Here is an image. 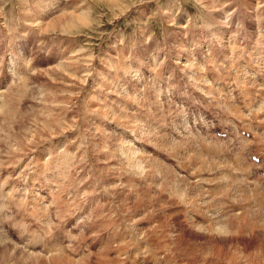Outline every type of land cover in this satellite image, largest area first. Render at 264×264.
I'll return each mask as SVG.
<instances>
[{"label":"rangeland","instance_id":"1","mask_svg":"<svg viewBox=\"0 0 264 264\" xmlns=\"http://www.w3.org/2000/svg\"><path fill=\"white\" fill-rule=\"evenodd\" d=\"M210 6L211 8H216L214 9V12L209 10ZM64 15H66L65 20H62V23L56 26V28L55 24H52L55 23L53 21H56V19L59 21ZM72 16L76 18V21L75 19H72ZM66 19L68 20L66 21ZM58 21H56V23H58ZM64 21H66V23ZM227 23L229 24V29L226 27ZM257 24H259L260 27ZM31 27H33L34 30ZM263 39L264 0H0V117L3 115H1V113H3L1 110H3L2 107L5 105V100L8 97L13 100L12 103L14 104L11 105L15 108L14 114L22 115H14L16 118L12 120L13 122L11 121V125H8V123L5 124V127L3 128L8 129L3 131L5 132L6 137H4V133V136L1 133L0 138L4 137L8 139V136L12 137L14 135H22L23 133H34L33 131H36L38 128L32 124L33 122H30L29 118L31 116H36L41 122L42 118L48 113H53V115L59 114L61 125L66 123L62 130L60 129V132L58 131L55 133L56 135H53L54 139L51 138L53 144H50L48 150L44 147L42 149V144L44 142L40 147L39 143H36L37 147L34 145L32 149L35 150V153L33 151H28L22 152L23 154H21L17 152L19 151L17 146V149L16 147L15 149L12 148L16 145L13 138L8 139L13 145L11 146L13 149L12 151L11 148H7L8 145H4L7 140L3 139L5 143L0 142L2 143L0 144V158H3L0 159V162L2 163L0 164V211L2 212H0V242L2 241L1 243L4 244L2 246L0 245V251L4 250L5 252H10V248L16 246L17 251H19L16 253V257H21L22 252L24 255L22 258L25 259H29V257L25 255L31 253L34 255L39 254L40 256L42 255L41 257H44L46 254L43 247L49 245V242L46 241V236H52V238L61 246L68 245L70 247L69 249L72 250L70 252H72L77 259L81 256L92 253L93 260H95L98 257L96 254L99 253L100 250H104L107 246L106 249L108 250L106 251L110 252L114 247V249H118L119 246L121 247V245L123 246L126 243V245H129L131 251L128 249L126 251L127 253L125 252L121 257L127 258V262L125 261L124 264H153L151 259L149 260L152 255L149 252H144L145 250L143 248L145 246L141 244L140 240H146L147 242L150 241L148 244L155 245V239L159 238L161 239H159V241H162L163 243H166L167 241L170 243L168 249L171 251H161L160 255L161 257L168 255L166 257L174 262L173 264H202V258L205 256L207 257L206 263H209V261L212 260L211 255H213L217 249L222 252L221 255L223 257L227 252L234 255L235 253L241 254L244 252V249L247 254L252 253L254 247L259 248L264 252V202L262 199H260L259 202L254 197V190L252 189L256 186V182H258L261 183L260 188L264 192V138H262L264 136V133L262 132V130H264V125L259 122H256L255 124V121H253L255 127L253 123H251L253 119L258 120V118L259 120L264 121V97H259L258 94L252 96V94L247 93V90H243L244 86L250 88L260 86L261 89L264 87V80L261 81L264 71V57L254 55L255 57L252 58V60H244L248 56L250 57L251 54H254L255 51H264ZM256 40L261 41V44L259 45L260 50H257L256 48ZM232 46H234L233 52L229 49V47L231 48ZM184 50L187 51L185 52ZM214 50L220 54V65H218L225 71H229V63L237 58L235 61L236 68H232V70L229 71L230 73L227 72L228 76L226 75V78L223 77L224 79H215L212 77L201 63L202 59H205V55H207V53L213 55ZM180 53L183 56V62L181 64L178 62V64H180L179 66L174 63H177L175 62V59ZM189 57L192 59V62H195V64L186 70L184 65L187 63L186 58L188 59ZM197 62H199V64H197ZM248 65L250 66V69ZM69 66L70 68H67ZM73 68L74 70H72ZM67 69H69V72H72L68 73ZM241 69L245 73V82L242 81V72L237 73V71ZM169 70L173 72H169ZM89 72L90 75L88 74ZM224 72H222L223 75H225ZM195 73H199L197 75L200 76L203 73L204 78L201 77V80L199 82L195 81V83L192 80V78L195 77ZM73 74H76L74 75V78L77 77L76 79H81V82L72 80L71 77H73ZM229 74L232 75L230 76ZM84 75L88 77H84ZM232 77L233 79L235 78V81L236 79H239V82H241L240 85H235L232 81L233 79H231ZM88 78L90 79L88 80ZM68 81L71 83L68 84ZM73 82H75L74 85ZM170 82H174V84H170ZM210 85L214 86L215 94L205 95L203 92L206 93L207 88ZM66 87H68V89ZM72 88L75 96L71 92ZM102 90L104 91L102 92ZM70 93H72L71 97H69ZM3 94H5V97ZM93 96H95L96 99L93 98ZM104 97H106L105 99L107 102L104 101ZM54 98L57 100H54ZM2 101L4 103H2ZM97 102H99V104L101 103L100 106H103L100 107ZM121 104L122 106H119ZM99 108L102 109V111H99V113H102V117L97 112H94L95 109ZM50 109L52 111H50ZM80 109H83V111ZM84 115L86 117H84ZM146 115H148V118H145ZM18 117L19 119H17ZM119 117H122V120L124 118L126 120L124 119L125 121L123 120V123L121 124L122 120ZM73 118L74 120H72ZM160 118L165 121L163 123L160 122ZM83 119L86 120H84L86 123L83 122ZM145 119L149 120L151 123L148 125L144 122ZM80 120H82V122ZM15 121L19 124H16ZM28 122L31 124H28ZM82 123H84V128ZM159 123L160 126L158 125ZM161 123L164 125H161ZM142 124L148 125V128L144 129V133H140V129L138 130ZM28 125L29 129L27 128ZM30 125L36 129L33 130L32 127L30 128ZM11 126L14 127L12 128ZM20 127L22 129L24 128V131L22 129H17ZM248 127H250V131L248 130L250 132H248L250 137L248 135L246 137L254 140L255 138L252 135L257 133L255 136L256 138L259 137L258 142L262 141L260 143L257 142L256 144H254L253 141L252 148L246 150L245 158L250 159L249 161L252 160V154H257V160L251 161L257 167V171L256 169L252 170L251 166H248V169L245 168V170L248 171L249 175L247 174L248 176H246L245 174V178H243L241 173H234V171L227 168L226 165L234 163L232 160L237 156L238 149H241L242 147L244 149L245 145V147H247V142L241 137L245 136L243 135L244 131L242 132L240 129H247ZM14 128H16V131L13 130ZM99 128L101 130H98ZM156 128H159L158 131ZM147 130L150 133H155V131H157L158 133H161L162 136L157 139H153L154 137L150 139L149 135L146 133ZM7 131H9L12 136ZM220 131L226 133H222L225 137L218 138L216 136V133ZM251 132L253 134H251ZM7 134L9 135L7 136ZM25 134H23L22 137H24ZM58 134L62 135L60 136L61 139L57 137ZM211 134H213V136H211ZM84 137L86 140H83ZM92 137L94 140L91 139ZM211 137L212 141L210 142L208 139H211ZM160 138L163 142H160L162 141ZM51 139H48V142H46H51ZM190 139H192V142L189 141ZM76 140L78 142H76ZM213 140L216 141L213 142ZM69 142L71 146H69ZM156 143H158L157 148ZM172 145L175 146V150L172 148ZM208 145L211 147L210 151L206 150V146ZM5 146L6 148H4ZM2 149L6 151H3ZM53 149L59 152L58 154L62 162L64 161L68 166H72L71 157L77 152L76 156H73V159L76 162L80 161L79 163H81L80 165L82 168L75 170L73 166L72 176L68 177L67 181L64 176H57L58 171L56 172V170L53 169V164L47 165L49 161L53 160V157L48 154L49 150L51 151ZM101 149H103V152L100 151ZM2 151L5 152L4 155ZM88 151H91V153ZM172 151L175 157L172 156ZM261 152L263 155L260 154ZM96 153L97 155L95 156ZM86 154H88V156ZM105 154L108 155L105 156ZM5 155L7 157H4ZM92 155L93 159L91 158ZM143 155L150 161L146 160L147 162H145L143 159L141 161L137 159L139 156ZM97 156L100 157L97 158ZM111 156H114L115 158L112 157L114 158L112 159ZM187 156L189 159H187ZM11 158L18 161L19 158L20 160L24 159L23 161H19L20 163H17L18 161L15 162L16 160H12ZM83 158L87 161H82ZM88 158L91 161H89ZM107 158L108 162L111 161V163L107 162ZM96 159L100 161L97 163ZM190 159L193 161V164ZM4 160H7V163L12 167L7 168L6 165L8 164H5L6 162L3 163ZM46 160H48V162L44 164ZM226 160L230 162L228 163ZM127 161L130 163L129 166L127 165ZM260 161L263 163H260ZM76 162L74 163L73 161L74 165H76ZM12 163H17L18 165L13 166ZM103 163L105 164L104 168H102L104 165ZM135 163L137 165H135ZM221 164H224L225 166L222 167ZM39 166L44 170L38 168ZM91 166H94L95 169L92 168L91 170ZM215 166L217 167L215 168ZM96 167L98 168L96 169ZM151 167L156 169V173H154L155 169L154 171L152 170L153 172L151 171ZM194 167L195 169L198 168L196 172L193 171L195 170ZM99 169L103 171L101 173H104L103 176L105 177L102 175L98 177V171L100 172ZM147 170H150L151 172L149 173ZM145 171L146 173H144ZM164 171L165 175L167 174L166 172L171 174H169L171 179L167 174L170 181L174 183L178 182L179 185L181 184V189L182 187L184 188L181 190L179 189V185L178 187L170 181L171 185H169L168 178H164L165 175L162 174ZM43 172L53 173L52 175L46 176V179H44V182H47V179H49L52 182V185H46V183H43L44 186L39 187V183H37L38 185L35 183V181L38 182L37 177L31 178L34 174L42 176ZM158 172L159 174L157 176ZM160 172L162 174L161 176H159ZM95 173L97 177L94 175ZM148 173L151 174V178L153 177L151 179L149 176L150 183ZM154 174L156 177L153 176ZM193 175H195V178H193ZM53 176H55V178ZM89 176L92 177L89 178ZM23 177L24 180L29 179L25 183V185H27V188L25 187V189L23 186H20L21 184H24V182L21 181ZM95 177L96 179H94ZM182 177L185 178L182 179ZM84 178L87 179L89 183ZM100 178L102 181H100ZM214 178L215 180H213ZM246 178L248 182L246 181ZM41 179L42 178H39V180ZM161 179L164 183L160 181ZM174 179H177V181ZM96 180H98V182L100 181L99 184ZM188 180L191 183L188 182ZM91 181H95V183ZM165 182H168V184L166 185ZM249 182H252L251 187L247 185ZM57 183L59 185H57ZM120 183L124 185L125 188H123L124 186L120 185ZM192 183L195 185H193L194 188L191 186ZM143 184L146 185V187L148 186V190L143 188L145 187ZM185 184H188L187 187H185ZM35 185L39 189L36 188ZM98 185L102 189H100ZM113 185L120 189L118 190L116 188V190L120 192L118 197H122L120 202L117 199H115V201L120 203V206H122L121 208H125L128 211H126V214L123 212L124 216L131 215L129 217L131 218V222L129 221L126 223L136 231L131 237L126 233L129 228L124 225L120 227L122 228L120 230L123 232L125 231L126 234L118 232L116 229L114 230V233L118 232V234L115 233L116 236L109 239L106 238L111 232H113L112 229L104 232V229L92 227L94 226L92 221L94 222V220H97V222H101L105 220L104 213L102 216L103 220L100 219L101 217L96 219V215H100V207H103V210L106 213L108 211V213H110L112 210V206L106 200L109 195L108 193L112 195L113 192H117L111 188ZM101 186L106 188L104 189V193L102 192L103 187ZM132 186L136 192H139L140 190V193L138 194L146 192V196L143 197L144 199L141 197L142 195L139 198L134 196V193L132 194V192H130L133 191L131 190ZM137 186L138 188H136ZM159 186L161 188L163 186V190H160L161 188ZM29 187H32V189H28ZM175 187L176 189L178 187L179 192H176ZM40 188L43 191L41 190L39 192L43 193H36L38 192L36 189L40 190ZM60 188H62V190ZM121 188L127 189L125 191ZM184 189L188 190L186 191L187 193ZM192 189L197 191L196 194ZM204 189L205 191H209V193H205ZM87 190L92 194L88 193ZM105 190H110L111 192H105ZM33 191L36 192L33 193ZM49 191L51 194L47 195ZM93 191H95L96 195ZM170 191H173V193ZM191 191L192 194H189ZM199 192L205 194H200V196ZM122 193L123 195L130 193L133 196L131 197L130 194L128 196H123L121 195ZM182 193L184 195H182ZM23 194L25 195L22 196ZM51 195L58 198L60 197L61 205L51 208V210L45 214V218L48 220L47 222L50 221L51 223L49 226V232H46L45 234V231L43 230L44 227H46V223L38 218L41 215V211L34 215V209H32V206L37 205L36 203L39 204L38 207H43L45 205L48 206L49 204L41 203L38 198H32L30 202L27 200H30L29 197H43V199H45V197L48 198L51 197ZM190 195L192 198L189 197ZM208 196L211 197V199H206ZM25 197H28L29 199L26 198L27 200H25ZM125 197H127V199ZM203 197L205 198L203 199ZM24 200L25 202H23ZM140 200L144 201L143 205ZM191 200L194 201L191 202ZM200 200H203V202ZM18 201L21 205L23 204L25 208L23 206L21 207ZM187 201L190 202L187 203ZM135 202L140 204V206H137ZM76 203L81 204L76 208ZM261 203L263 204L261 205ZM19 206L22 209H19ZM237 207L242 211H239ZM59 210L69 213L66 214L70 217L68 221L69 223L66 224V231L69 230V228L71 229L69 231H73V237H71L70 241H68L69 231L65 232L66 237L64 238V232L62 228L58 226L59 218L56 213H58ZM199 211H201L202 216H204V221L199 219V217H197L198 219H192L194 214L199 216ZM242 213L245 215H240ZM147 216L151 218L150 221L154 223H152L153 229L149 228V225L147 226L148 222L145 219ZM135 217H139L137 218L138 221L139 219L142 221L140 220L141 222L136 223L135 221L137 219ZM164 217H166V219H164ZM29 218L32 220H29ZM132 218L135 219L133 220ZM161 219L167 221L163 222ZM1 220L3 222L7 221L8 223L4 224ZM35 220H37V222ZM158 220L161 221V224ZM21 222H23V224ZM16 223L21 224L17 225ZM35 223H37L38 226ZM14 225H16L17 228L20 226L19 229L21 231L19 229L17 230ZM22 225L24 227H21ZM218 225H222V227H218ZM38 227L42 229L39 230ZM196 227L198 229L202 228L201 230H197ZM37 229L39 231H37ZM147 229H149V231ZM60 232L62 233L61 235ZM137 232H140V234ZM159 232L161 233L159 234ZM37 233L41 234V240ZM94 233L97 236L94 235ZM162 233L164 234L162 235ZM31 234L34 235L32 236L34 239L38 237L35 240L39 242H36L31 237ZM36 234L38 236L35 237ZM53 234L56 236L53 237ZM137 234L138 239L137 237H133V235L136 236ZM129 237L131 238L130 240ZM44 238L46 240H44ZM77 238L78 240H76ZM59 239L61 243L59 242ZM127 240H129V243H127ZM42 241L43 243L45 242L44 246ZM136 244H139V247ZM5 245H8L10 248L7 247L9 248L7 250ZM109 245H111V247ZM211 252L212 254H210ZM14 254L15 252L13 255ZM19 254H21V256ZM202 254H208V256H201ZM191 255L194 256L192 257ZM2 256H4L3 251L0 253V261L7 259L6 255L4 257ZM186 258L188 259L186 260ZM35 259L33 258L32 260L35 261ZM219 264H222V262Z\"/></svg>","mask_w":264,"mask_h":264},{"label":"bare ground","instance_id":"2","mask_svg":"<svg viewBox=\"0 0 264 264\" xmlns=\"http://www.w3.org/2000/svg\"><path fill=\"white\" fill-rule=\"evenodd\" d=\"M39 1V0H38ZM50 3H51V1H50ZM36 4V3H35ZM209 5V4H208ZM37 6V5H36ZM48 6V5H47ZM41 7V6H40ZM39 7V8H40ZM51 7V6H50ZM34 8V7H33ZM210 9V11L211 12H214V9H216V8H211V6L209 7ZM66 9V8H65ZM224 9V8H223ZM48 10V9H47ZM46 10V11H47ZM218 10V9H217ZM45 11V12H46ZM216 11V10H215ZM223 11V10H222ZM217 12V11H216ZM218 12H219V10H218ZM45 14V13H44ZM28 15V14H27ZM66 15H64V17L63 18H58L59 19V21L56 19V21H58V23H56V21L54 20L53 22H55V23H52V24H55V27L56 26H58L60 23H62L61 21L62 20H65V17ZM29 17V16H28ZM59 17H60V14H59ZM67 18H68V16H67ZM29 19V18H28ZM72 19H75V21H76V18H74L73 16H72ZM261 19V18H260ZM24 20H25V18H24ZM68 19H66V21H67ZM66 21H64L65 23H66ZM74 21V20H73ZM74 21V22H75ZM261 21V20H260ZM33 23H34V21H33ZM39 24V23H38ZM44 24V23H43ZM48 24V23H47ZM67 25V24H66ZM258 26H259V24H257ZM261 25H262V23H261ZM37 26V25H36ZM70 26V25H69ZM42 27V26H41ZM61 27V26H60ZM226 27H228V29L230 28L229 27V24L227 23V25H226ZM260 27V26H259ZM30 28V27H29ZM33 30H34V28L33 27H31ZM57 28V27H56ZM67 28V27H66ZM47 30V29H46ZM44 32V31H43ZM260 37V36H259ZM264 40V39H263ZM257 41V40H256ZM261 41H257L256 42V48H257V50L259 49L260 50V43ZM234 45V44H233ZM255 46V45H254ZM181 47V46H180ZM238 47V46H237ZM236 48V47H235ZM262 48V47H261ZM178 49V48H177ZM185 49V48H184ZM229 49L233 52V49H234V46H232L231 48L229 47ZM181 50H182V48H181ZM180 50V51H181ZM244 50V49H243ZM245 50H246V48H245ZM244 50V51H245ZM180 51H178V52H180ZM185 51V50H184ZM187 51V50H186ZM185 51V52H186ZM248 51V50H247ZM14 52V51H13ZM53 52V51H52ZM184 52V53H185ZM237 52V51H236ZM251 52V51H250ZM238 53V52H237ZM231 54H233V53H231ZM68 55V54H67ZM109 55V54H108ZM187 55V54H186ZM254 55H260L259 57H264V51L263 52H260V51H255L254 52V54H251L250 55V57L248 56L246 59H244V60H252V58H254L255 56ZM62 56H64V55H62ZM212 56V57H211ZM252 56V57H251ZM182 57V58H181ZM220 54L216 51V50H214V53H213V55H210V53H207V55H205V59L203 60L202 59V61H201V63L203 64V67L211 74V76L212 77H214L215 79H221V78H226L227 76H228V73L227 72H229V71H231L232 70V68L234 69V67L236 68V64H235V61H236V59H233V61L231 62V63H229L230 64V67H229V71H225L224 69H221L220 67H219V65H220V63H219V61H220ZM62 58V57H61ZM257 58V57H256ZM264 59V58H263ZM175 62H177V63H174L175 65H179L180 66V64L183 62V56L181 55V53H180V55L179 56H177V58L175 59ZM178 62H180V64H178ZM186 64L184 65V67H185V69L187 70V68H190L192 65H194L195 64V62H192V59L189 57L188 59L186 58ZM70 64V63H69ZM197 64H199V62H197ZM219 64V65H218ZM241 64V63H240ZM161 65V64H160ZM242 65V64H241ZM72 66V65H71ZM88 66V65H87ZM249 66V65H248ZM110 67V66H109ZM28 68V67H27ZM67 68H70V66L69 67H67ZM92 68V67H91ZM262 68V67H261ZM86 69H88V68H86ZM249 69H250V66H249ZM55 70H56V68H55ZM68 70V73H71V72H69V69H67ZM72 70H74V68L72 69ZM114 70H116V69H114ZM201 70V69H200ZM245 70H247V69H245ZM90 71V70H89ZM225 71V72H224ZM67 72V71H66ZM113 72H116V71H113ZM169 72H173V71H170L169 70ZM222 72H224V74L225 75H223L222 74ZM241 73L242 72V81L243 82H245L244 81V76H245V73H244V71L241 69V70H238L237 71V73ZM253 72V71H252ZM257 72V71H256ZM59 73V72H58ZM67 73V74H68ZM74 73V72H73ZM92 73H93V71H92ZM96 73H98V72H96ZM200 73V72H199ZM199 73H195V77H193V76H191V77H193L192 78V80L195 82V81H197V82H199L200 80H201V77H203L204 78V72L201 74V76L200 75H197V74H199ZM230 73V72H229ZM89 75H90V72L88 73ZM101 74V73H100ZM69 75H71V74H69ZM68 75V76H69ZM74 75H76V74H73V77H71V76H69V77H71V79L72 80H74V81H77V82H81V79H76V78H74ZM227 75V76H226ZM230 76L232 75V74H229ZM235 75V74H234ZM81 76V75H80ZM174 76H175V74H174ZM248 76V75H247ZM84 77H88V76H85L84 75ZM155 77V76H154ZM61 78H63V77H61ZM184 78V77H183ZM211 78V77H210ZM223 78V79H224ZM228 78H230V77H228ZM247 78V77H246ZM245 78V79H246ZM66 79H67V76H66ZM90 78H88V80H89ZM115 79V78H114ZM172 79V78H171ZM231 79H233V77L231 78ZM150 80V79H149ZM209 80H211V79H209ZM264 80V71H263V77L261 78V81H263ZM69 81H71V80H69ZM68 81V84L69 83H71V82H69ZM87 81V80H86ZM85 81V82H86ZM189 81V80H188ZM192 81V82H193ZM212 81V80H211ZM233 81V83L235 84V85H240V83L241 82H239V79H236V81H235V78L232 80ZM172 82V81H171ZM170 82V84H174V82L173 83H171ZM191 82V83H192ZM16 83V82H15ZM74 83L75 82H73V85H74ZM196 83V82H195ZM168 85H170L169 83H167ZM193 84V83H192ZM212 84V83H211ZM230 84H231V82H230ZM248 84V83H247ZM198 85V84H197ZM63 86H65V85H63ZM62 86V87H63ZM68 86V85H67ZM243 86V85H242ZM242 86H240V87H242ZM251 86V85H250ZM101 87H102V85H101ZM206 87V86H205ZM238 87V86H237ZM67 89H68V87H66ZM65 88V89H66ZM198 88V87H197ZM99 89V88H98ZM264 87L261 89V87L260 86H256V87H254V88H250V87H248V86H244L243 87V90L245 91V90H247V93H249V94H252V96H254L255 94H258V96L259 97H264ZM70 90V89H69ZM204 90V89H203ZM104 90H102V92H103ZM206 91V90H205ZM68 92H70V91H68ZM71 92L73 93V88H72V90H71ZM94 92V91H93ZM96 92V91H95ZM107 92V91H106ZM108 92H110V91H108ZM11 93V92H10ZM65 93V92H64ZM72 93H70V95H69V97H71V94ZM111 93V92H110ZM205 95H212V94H215V88H214V86L212 85H210L208 88H207V91H206V93L205 92H203ZM241 93H242V90H241ZM66 94V93H65ZM75 93H73V95H74ZM78 94H80V93H78ZM94 95V94H93ZM3 96L5 97V94H3ZM18 96V95H17ZM75 96V95H74ZM120 96V95H119ZM214 97H215V95H214ZM9 98V97H8ZM7 98V99H8ZM14 98V97H13ZM93 98H95V96H93ZM106 97H104V99H105ZM5 100L6 101V103H4L3 101H2V103H4L3 105V110H1V112H3V113H1V117H0V134L2 133H4L5 134V132H3L5 129L3 128V127H5V124L6 123H8V125H11L10 123H12L13 121V119L14 118H16L15 116H20V115H15L14 114V107H12V105L11 104H14V103H12L13 102V100L12 99H8V100ZM15 99V98H14ZM96 99V98H95ZM98 99V98H97ZM262 99V98H261ZM264 99V98H263ZM262 99V100H263ZM1 100V99H0ZM10 100H12V101H10ZM54 100H57V99H55L54 98ZM212 100V99H211ZM104 101H106V99L104 100ZM103 101V102H104ZM14 102H15V100H14ZM63 102V101H62ZM80 102V101H79ZM107 102V101H106ZM105 102V103H106ZM126 102H127V100H126ZM84 103V102H83ZM98 104H99V102H97ZM130 103V102H129ZM262 103V102H261ZM16 104V103H15ZM19 104V103H18ZM90 104H92V103H90ZM97 104V105H98ZM101 105V103L99 104V106ZM112 105V104H111ZM126 105V104H125ZM251 105V104H250ZM262 105V104H261ZM14 106V105H13ZM19 106V105H18ZM53 106H55V105H53ZM85 106V105H84ZM87 106V105H86ZM89 106V105H88ZM103 106V105H102ZM102 106H100V107H102ZM105 106V105H104ZM119 106H122V104L121 105H119ZM264 106V105H263ZM108 107V106H107ZM124 107V106H123ZM122 107V108H123ZM1 108V109H2ZM19 108V107H18ZM83 108V107H82ZM257 108H259V107H257ZM263 108V107H262ZM48 109V108H47ZM89 109V108H88ZM127 109V108H126ZM18 110V109H17ZM17 110H15V111H17ZM55 110V109H54ZM80 110H82L83 111V109H80ZM102 111V109L101 108H99V109H95L94 110V112H97L98 114H100V116H101V112L99 113V111ZM121 110V109H120ZM119 110V111H120ZM124 110V109H123ZM259 110V109H258ZM50 111H52L51 109H50ZM35 112V111H34ZM37 112V111H36ZM103 112H105V111H103ZM18 113V112H17ZM28 113V112H27ZM43 113V112H42ZM82 113V112H81ZM88 113V112H87ZM86 113V114H87ZM96 113V114H97ZM121 113H122V111H121ZM29 114V113H28ZM61 114H63V113H61ZM84 114V113H83ZM95 114V115H96ZM124 114V113H123ZM15 115V116H14ZM36 115V114H35ZM57 114H55V115H53V113H48V114H46V116L44 117V118H42V120H41V122L36 118V116H31L30 118H29V120H30V122H33L32 124H34L38 129H36V128H33L31 125H30V128L32 127L33 128V130L34 129H36V131H33L34 133H29V131H28V133L29 134H25V133H23V134H25L24 135V137H22V135H14V136H12V134L10 133L11 132V130H10V132L9 131H7V132H9V134H11V136L12 137H9L8 135L9 134H7V136H8V139L9 138H13V140L15 141V146H13L11 143H10V140H8L7 138H4V137H6V134H5V136H4V134H3V138H0V142H4V140H7L6 141V143L4 144V145H8V147L7 148H11V146H13L12 148L13 149H15V147L17 146L18 147V150L19 151H21V152H19V151H17L18 153H21V154H23L22 152H28V151H35V150H32L33 149V147H34V145H36V143H39V147H40V145L42 144V149H43V147L46 149V150H48L49 148V146H50V144H53L52 143V139L51 138H53V135H56L55 133H57L58 131L60 132L61 130H62V128H63V126L64 125H66V123L65 124H63V125H61V122H60V118H59V114L56 116ZM88 115V114H87ZM238 115V114H237ZM241 115V114H240ZM22 116V115H21ZM80 116H82V115H80ZM80 116H78V117H80ZM94 116V115H93ZM98 116V115H97ZM100 116H98V117H100ZM74 117V116H73ZM84 117H86L85 115H84ZM102 117V116H101ZM117 117V116H116ZM125 117V116H124ZM123 117V118H124ZM162 117V116H161ZM238 117V116H237ZM20 118H22V117H20ZM59 118V119H58ZM75 118V117H74ZM74 118L72 119V120H74ZM119 118H121V120H122V117H119ZM133 118H134V116H133ZM144 118V117H143ZM145 118H148V115H146L145 116ZM165 118V117H164ZM256 118H258V117H256ZM17 119H19V117L17 118ZM86 119V118H85ZM85 119H83V122H85L86 120ZM125 119V118H124ZM123 119V120H124ZM16 120V119H15ZM72 120H71V123H72ZM75 120H76V118H75ZM85 120V121H84ZM117 120V119H116ZM119 120V119H118ZM123 120H122V122H121V124L123 123ZM126 120V119H125ZM124 120V121H125ZM128 120V119H127ZM160 120V122H164L165 120L164 119H159ZM12 121V122H11ZM17 121H19V120H17ZM81 122H82V120H80ZM253 121H255L254 123L256 124V122H259V123H261V124H263L264 125V121L263 120H259V118H258V120L257 119H253L252 120V122L251 123H253ZM16 122V121H15ZM15 122H14V124H15ZM30 122H28V124L30 123ZM66 122V121H65ZM68 122V121H67ZM78 122V121H77ZM76 122V123H77ZM100 122V121H99ZM144 122L145 123H147L148 125H149V123H151L149 120H147V119H145L144 120ZM18 122H16V124H17ZM86 123V122H85ZM161 123V125H164V124H162ZM254 123H253V125H254ZM259 123H258V125H259ZM19 124V123H18ZM31 124V123H30ZM74 124V123H73ZM78 124V123H77ZM81 124V123H80ZM83 124V128H84V123H82ZM145 125V124H142L141 125V127L140 128H138V130L140 129V133H144V129L146 128H148V125ZM156 124V123H155ZM260 124V125H261ZM25 125H26V123H25ZM159 126H160V123L158 124ZM158 125H157V127H158ZM252 125V126H253ZM262 125V126H263ZM21 126V125H20ZM23 126V125H22ZM99 126V125H98ZM147 126V127H146ZM255 126V125H254ZM8 127V126H7ZM10 127V126H9ZM12 128L14 127V126H11ZM24 127V126H23ZM77 127H78V125H77ZM82 127V126H81ZM100 127V126H99ZM125 127V126H124ZM136 127H138V126H136ZM135 127V128H136ZM150 127V126H149ZM154 127H156V126H154ZM251 127V126H250ZM250 127H248L247 129L246 128H242V129H240L242 132L244 131V133L246 134L245 136H241L242 137V139H244L246 142H247V147H245L244 146V149H243V147L241 148V149H238V154H237V156H235L234 157V159L232 160L234 163H231V165H230V161H228V160H226L225 162L228 164V165H226L227 166V168H229V169H232L233 171H234V173H236V174H238V173H241V175H242V177L243 178H245L244 177V175L246 174V176H248L249 175V173H248V171L247 170H245V168H247L248 169V166H251V168H252V170H255L257 167L255 166V164H253L251 161H249L250 159H247V158H245V152H246V150L249 148V149H251L252 148V145H253V141H254V144H256L257 142H258V135H257V137L258 138H256V134L254 133H252L251 132V134H253L252 136L255 138L254 140H252V139H248L246 136L248 135L249 136V128ZM256 127V126H255ZM258 127V126H257ZM24 128H26V127H24ZM24 128L22 129L21 127L20 128H17V129H22L23 131H24ZM28 129H29V125H28V127H27ZM79 128V127H78ZM103 128V127H102ZM254 128V127H253ZM263 128V127H262ZM11 129V128H10ZM16 128H14L13 130H15ZM61 129V130H60ZM149 129H151V128H149ZM157 129V131H158V129L159 128H156ZM164 129V128H163ZM258 129V128H257ZM6 130H8V129H6ZM12 130V131H13ZM25 130H27V129H25ZM40 132H39V131ZM65 130V129H64ZM78 130H80V129H78ZM98 130H101L100 128L98 129ZM239 130V131H240ZM249 130V131H248ZM262 130V129H261ZM16 131V130H15ZM32 131V130H31ZM157 131H155V133H150L148 130L146 131V133L149 135V137H150V139H152V137H154L153 139H157V138H159L160 136H162V134L161 133H158ZM162 131V130H161ZM259 131V130H258ZM6 132V133H7ZM14 132V131H13ZM68 132V131H67ZM101 132V131H100ZM104 132V131H103ZM153 132H154V130H153ZM221 132V131H220ZM249 132V133H248ZM254 132V131H253ZM262 132L264 133V130H262ZM261 132V133H262ZM16 133V132H15ZM17 133H18V131H17ZM62 133V132H61ZM69 133V132H68ZM221 133H224V134H226L225 132H221ZM262 133V134H263ZM60 134V133H59ZM58 134V138H60V136H62L63 135V133H62V135H59ZM66 134V133H65ZM79 134V133H78ZM84 134V133H83ZM101 134H103V133H101ZM104 135V134H103ZM143 135V134H142ZM64 136V135H63ZM211 136H213V134H211ZM1 137V136H0ZM66 137V136H65ZM106 137V136H105ZM250 137V136H249ZM262 137V136H261ZM68 138V137H67ZM77 138V137H76ZM103 138V137H102ZM262 138H264V136L262 137ZM1 139H2V141H1ZM4 139V140H3ZM48 139H51V142H49V143H47L48 141ZM54 139V138H53ZM61 139V138H60ZM70 139V138H69ZM74 139V138H73ZM91 139H93L94 140V138L92 137ZM161 139V138H160ZM213 139H214V137H213ZM78 140V139H77ZM76 140V142H78ZM83 140H86L85 139V137H84V139ZM100 140V139H99ZM105 140V139H104ZM162 140V139H161ZM47 141V142H46ZM69 141V140H68ZM90 141V140H89ZM107 141V140H106ZM158 141V140H157ZM190 142H192V139H190L189 140ZM208 141H212V137H211V139H208ZM214 141H216V140H213V142ZM259 141H260V139H259ZM262 141V140H261ZM260 141V142H261ZM46 142V143H45ZM54 142V141H53ZM86 142V141H85ZM93 142H95V141H93ZM107 142H109V141H107ZM160 142H163V140L162 141H160ZM260 142H258V143H260ZM10 143V144H9ZM67 143V142H66ZM65 143V144H66ZM87 143V142H86ZM152 143H153V141H152ZM166 143V142H165ZM216 143V142H215ZM217 143H218V141H217ZM216 143V144H217ZM263 143V142H262ZM0 144H2V143H0ZM14 144V143H13ZM72 144V143H71ZM75 144V143H74ZM79 144H80V142H79ZM89 144V143H88ZM97 144V143H96ZM101 144V143H100ZM112 144V143H111ZM157 144L158 143H156V148H157ZM182 144V143H181ZM188 144V143H187ZM215 144V145H216ZM264 144V143H263ZM82 145H83V143H82ZM81 145V146H82ZM99 145V144H98ZM102 145V144H101ZM115 145V144H114ZM119 145V144H118ZM190 145V144H189ZM219 145V144H218ZM262 145V144H261ZM53 146V145H52ZM69 146H71L70 145V142H69ZM80 146V147H81ZM85 146V145H84ZM97 146V145H96ZM107 146V145H106ZM171 146V145H170ZM217 146V145H216ZM3 147V146H2ZM17 147H16V149H17ZM36 147H37V145H36ZM86 147V146H85ZM90 147V146H89ZM178 147V146H177ZM177 147H176V150H177ZM192 147H193V145H192ZM4 148H6V146L4 147ZM11 148V151L13 150ZM78 148V147H77ZM95 148H97V147H95ZM99 148V147H98ZM102 148V147H101ZM108 148V147H107ZM111 148V147H110ZM116 148V147H115ZM172 148L174 149L175 148V146L174 145H172ZM1 149V148H0ZM34 149H36V148H34ZM62 149V148H61ZM86 149V148H85ZM94 149V148H93ZM92 149V150H93ZM171 149V148H170ZM172 149V150H173ZM181 149V148H180ZM184 149V148H183ZM182 149V150H183ZM196 149V148H195ZM3 150V149H2ZM38 150V149H37ZM80 150V149H79ZM96 150V149H95ZM97 150H99V149H97ZM116 150V149H115ZM117 150H118V148H117ZM123 150V149H122ZM127 150H129V149H127ZM168 150V149H167ZM175 150V149H174ZM206 150L207 151H210L211 150V147H210V145H208V146H206ZM3 151H6V150H3ZM2 151V153H3V155H4V153L5 152H3ZM11 151H10V153H11ZM15 151V150H14ZM60 151V150H59ZM69 151H71V150H69ZM81 151H82V149H81ZM85 151V150H84ZM100 151H102L103 152V149H101ZM109 151V150H108ZM130 151V150H129ZM131 151H132V149H131ZM181 151V150H180ZM264 151V150H263ZM32 152V153H33ZM36 152H39V151H36ZM80 152V151H79ZM89 152V151H88ZM97 152H99V151H97ZM123 152V151H122ZM125 152V151H124ZM126 152H128V151H126ZM182 152V151H181ZM200 152V151H199ZM0 153H1V151H0ZM16 153V152H15ZM14 153V154H15ZM32 153H30V154H32ZM35 153V152H34ZM59 152L57 151V150H55V149H53V150H49V152H48V154H49V156H51V157H53V160L52 161H49L48 162V160H46V162H44V164L45 163H47V165H52L53 164V169H55L56 170V172L58 171V173H57V176L58 177H63L64 176V178H65V180L67 181V178L68 177H71L72 176V169H73V166H74V168H75V170H78V169H80V168H82L81 167V163H79V162H76L74 159H73V156H76V154H77V152H76V154L74 155L73 154V156L71 157V161H72V166H68L64 161L62 162V160H61V158L59 157V154H58ZM86 153V152H85ZM89 153H91V151L89 152ZM93 153H94V151H93ZM101 153V152H100ZM112 153V152H111ZM117 153V152H116ZM188 153V152H187ZM198 153V152H197ZM6 154H7V152H6ZM29 154V155H30ZM79 154V153H78ZM112 154H115V153H112ZM126 154H128V153H126ZM172 154H173V151H172ZM177 154V153H176ZM180 154V153H179ZM189 154V153H188ZM196 154V153H195ZM259 154V153H258ZM260 154H262V152L260 153ZM28 155V156H29ZM81 155V154H80ZM87 156H88V154H86ZM97 155V153L95 154V156ZM106 155H108V154H105V156ZM115 155H117V154H115ZM198 155V154H197ZM257 154H252L251 156L253 157V156H256ZM263 155V154H262ZM1 156H2V154H1ZM11 156H14V155H11ZM18 156H20V155H18ZM26 156V155H25ZM35 156H36V154H35ZM83 156V155H82ZM82 156H81V158H82ZM91 156V155H90ZM89 156V157H90ZM110 156V155H109ZM118 156V155H117ZM172 156H174V154L172 155ZM199 156V155H198ZM247 156V155H246ZM261 156V155H260ZM3 157V156H2ZM4 157H7L6 155L4 156ZM16 157H17V155H16ZM27 157V156H26ZM100 157V156H99ZM98 156H97V158H99ZM112 157H114V156H111V158ZM145 156L143 155V156H139L137 159H139L140 161L143 159V161H145V162H147V161H150V160H148V159H146V157L144 158ZM175 157V156H174ZM195 157H196V155H195ZM248 157V156H247ZM257 157V156H256ZM264 157V156H263ZM15 158V157H14ZM18 158V157H17ZM33 158V157H32ZM75 158V157H74ZM77 158V157H76ZM92 159H93V155H92V157H91ZM96 158V157H95ZM102 158V157H101ZM115 158V157H114ZM114 158H112V159H114ZM147 158H148V156H147ZM150 158V157H149ZM197 158H199V157H197ZM204 158V157H203ZM258 158H259V155H258ZM0 159H3V158H0ZM12 159V158H11ZM24 159V158H23ZM23 159H21L22 161H23ZM84 159V158H83ZM82 159V161H87V160H85L86 159V157H85V159L83 160ZM109 159H110V157H109ZM187 159H189L188 158V156H187ZM186 159V160H187ZM192 159V158H191ZM190 159V160H191ZM201 159H202V157H201ZM261 159V158H260ZM12 160H16V159H12ZM11 160V161H12ZM20 160V158H19V161H21ZM79 160V159H78ZM81 160V159H80ZM88 160H89V158H88ZM97 160V159H96ZM107 160V162H108V158L106 159ZM131 160V159H130ZM138 160V161H139ZM147 160V161H146ZM182 160V159H181ZM206 160V159H205ZM205 160H204V162H205ZM257 160V159H256ZM263 160H264V158H263ZM2 161V160H1ZM9 161H10V159H9ZM8 161V162H9ZM18 160H16L15 162H17ZM17 162V163H20V162ZM73 161H74V163L76 162V165H74V163H73ZM81 161V162H82ZM89 161H91V160H89ZM94 161V160H93ZM100 161V160H99ZM98 160L96 161L97 163L99 162ZM115 161V160H114ZM192 161V160H191ZM4 162H6L5 164H8L7 163V160H4L3 161V163ZM14 162V161H13ZM37 162V161H36ZM107 162H104V163H107ZM117 162V161H116ZM128 162V166H129V161H127ZM187 162V161H186ZM185 162V163H186ZM190 162V161H189ZM262 161H260V163H261ZM17 163H15V164H13L12 163V165L13 166H17L18 164ZM22 163V162H21ZM41 163V162H40ZM82 163H84V162H82ZM101 163V162H100ZM103 163V164H104ZM108 163H111V161H109ZM126 163V162H125ZM124 163V164H125ZM138 163V162H137ZM140 163H142V162H140ZM194 163H195V161H194ZM203 163V162H202ZM256 163V162H255ZM259 163V164H260ZM263 163V162H262ZM0 164H2L1 162H0ZM27 164V163H26ZM29 164V163H28ZM31 164V163H30ZM86 164V163H85ZM90 164V163H89ZM143 164V163H142ZM141 164V165H142ZM159 164V163H158ZM187 164V163H186ZM192 164H193V161H192ZM205 164V163H204ZM9 165V166H8ZM8 165H6L7 166V168L8 167H12L10 164H8ZM88 165V164H87ZM91 165V164H90ZM96 165V164H95ZM107 165V164H106ZM133 165V164H132ZM135 165H137L136 163H135ZM190 165V164H189ZM200 165V164H199ZM222 165V167L223 166H225L224 164H221ZM220 165V166H221ZM262 165V164H261ZM260 165V167L262 168V166ZM6 166H3V167H6ZM97 166V165H96ZM104 166H105V164L103 165V167L102 168H104ZM138 166H139V164H138ZM137 166V167H138ZM145 166V165H144ZM149 166V165H148ZM152 166V165H151ZM155 166H157V165H155ZM184 166V165H183ZM191 166V165H190ZM189 166V167H190ZM194 166V165H193ZM205 166V165H204ZM259 166V165H258ZM24 167H26V166H24ZM23 167V168H24ZM31 167H32V165H31ZM86 167V166H85ZM85 167H84V169H85ZM88 167V166H87ZM125 167H127V166H125ZM196 167V166H195ZM195 167H194V169H195ZM203 167V166H202ZM217 166H215V168H216ZM221 167V168H222ZM264 167V166H263ZM27 168H29V167H27ZM38 168H40V166L38 167ZM48 168V167H47ZM92 168H94L95 169V167L93 166H91V170H92ZM98 167H96V169H97ZM141 168V167H140ZM152 168V167H151ZM187 168V167H186ZM193 168V167H192ZM191 168V169H192ZM220 168V169H221ZM259 168V167H258ZM2 169H4V168H2ZM1 169V170H2ZM6 169V168H5ZM41 169V168H40ZM90 169V168H89ZM94 169H93V172H94ZM101 169V168H100ZM99 169V170H100ZM109 169V168H108ZM119 169H120V167H119ZM154 169L155 168H152L151 169V171L153 170L154 171ZM163 169H165V168H163ZM184 169H185V167H184ZM198 169V168H197ZM197 169H195V170H193V171H195L196 172V170ZM203 169V168H202ZM206 169V168H205ZM207 169H208V167H207ZM24 170V169H23ZM41 170H44V169H41ZM54 170V171H55ZM104 170V169H103ZM106 170V169H105ZM115 170V169H114ZM126 170H127V168H126ZM138 170V169H137ZM140 170V169H139ZM141 170H142V168H141ZM159 170V169H158ZM161 170H162V168H161ZM166 170V169H165ZM209 170V169H208ZM214 170V169H213ZM86 171V170H85ZM84 171V172H85ZM108 171V170H107ZM149 173L151 172L150 170H147ZM152 171V172H153ZM186 171V170H185ZM244 171V172H243ZM256 171H257V169H256ZM22 172V171H21ZM53 172V171H52ZM101 172H103V171H101L100 170V172L98 171V177L100 176V175H104V173L102 174ZM114 172H116V171H114ZM188 172V171H187ZM201 172H202V170H201ZM217 172H218V170H217ZM63 173H64V175H63ZM80 173V172H79ZM90 173V172H89ZM109 173V172H108ZM113 173V172H112ZM117 173V172H116ZM123 173V172H122ZM144 173H146V171L144 172ZM148 173V174H149ZM154 173H156V169H155V171H154ZM167 174H168V172H166ZM189 173V172H188ZM192 173V172H191ZM194 173V172H193ZM53 173H46V172H43L42 173V176H39V175H36V174H34V175H32L31 176V178L32 177H37V180H38V182H36L35 181V183L37 184V183H39V187L40 186H44L43 185V183H46V185H52V182L49 180V179H47V182H44V179H46V176H49V175H52ZM127 174H128V172H127ZM126 174V175H127ZM130 174V173H129ZM158 174H159V172L157 173V176H158ZM162 174H164L165 175V171L162 173ZM161 174V172H160V175L159 176H161L162 175ZM167 174L164 176V178L166 177V178H168L167 177ZM197 174H199V173H197ZM216 174V173H215ZM248 174V175H247ZM85 175H86V173H85ZM92 175V174H91ZM94 175H96V173L94 174ZM107 175V174H106ZM142 175V174H141ZM145 175V174H144ZM151 174H149L148 175V179H149V183H150V178H151V176H150ZM192 175V174H191ZM190 175V176H191ZM219 175V174H218ZM217 175V176H218ZM19 176H20V174H19ZM22 176V175H21ZM93 176V175H92ZM92 176H89V178L90 177H92ZM101 176V177H102ZM149 176H150V178H149ZM153 176H155V174L153 175ZM195 175H193V178H195L194 177ZM200 176V175H199ZM54 178H55V176H53ZM86 177V176H85ZM96 177H97V175H96ZM96 177L94 178V179H96ZM103 177H105V176H103ZM103 177H102V179H103ZM118 177V176H117ZM116 177V178H117ZM146 177H147V174H146ZM145 177V178H146ZM156 177V176H155ZM173 177V176H172ZM39 178H42L41 180H39ZM107 178V177H106ZM115 178V179H116ZM153 178V177H152ZM151 178V179H152ZM185 178V177H184ZM183 177H182V179H184ZM7 179V178H6ZM85 179V178H84ZM83 179V180H84ZM93 179V180H94ZM101 179V178H100ZM102 179L100 180V181H102ZM160 179V178H159ZM163 179V178H162ZM160 180L162 183H164V181L163 180ZM170 179H171V176H170ZM170 179L168 178V182L170 181ZM218 179V178H217ZM29 179H26V180H24V177H23V179L21 180V181H23L24 182V184L22 185L21 183V185L20 186H23L24 187V189H25V187L27 186V185H25V183L28 181ZM64 180V181H65ZM85 180H87V179H85ZM105 180V179H104ZM114 180V179H113ZM120 180H122V179H120ZM133 180V179H132ZM154 180V179H153ZM158 180V179H157ZM165 180V179H164ZM174 180H176L177 181V179H174ZM203 180V179H202ZM213 180H215V178L213 179ZM2 181V180H1ZM32 181H34V180H32ZM82 181V180H81ZM97 182H98V180H96ZM99 181V182H100ZM134 181V180H133ZM147 181V180H146ZM145 181V182H146ZM166 181V180H165ZM179 181V180H178ZM205 181V180H204ZM203 181V182H204ZM208 181V180H207ZM246 181H247V178H246ZM56 182V181H55ZM87 182H88V180H87ZM91 182H93V181H91ZM96 182V183H97ZM99 182H98V184H99ZM137 182V181H136ZM158 182V181H157ZM168 182L166 183L165 182V184L167 185L168 184ZM171 183H174V182H172V181H170ZM169 182V185H171V183ZM180 182V181H179ZM182 182V181H181ZM184 182H186V181H184ZM188 182H190L189 180H188ZM209 182H210V180H209ZM248 182V181H247ZM3 183V182H2ZM63 183V182H62ZM85 183V182H84ZM89 183V182H88ZM93 183H95V181L93 182ZM93 183H91V184H93ZM102 183V182H101ZM130 183V182H129ZM132 183V182H131ZM159 183V182H158ZM161 183V184H162ZM178 183V182H177ZM176 182L174 183V185L176 184L177 186L179 185V183L177 184ZM191 183V182H190ZM201 183V182H200ZM104 184V183H103ZM105 184H106V182H105ZM110 184V183H109ZM133 184V183H132ZM147 184V183H146ZM161 184H160V186H161ZM203 184V183H202ZM214 184H215V182H214ZM251 184H252V182H249V183H247V185L248 186H250L251 187ZM38 185V184H37ZM57 185H59L58 183H57ZM102 185V184H101ZM118 185V184H117ZM120 185H122L121 183H120ZM142 185V184H141ZM144 185V184H143ZM150 185V184H149ZM165 185V186H166ZM186 185V184H185ZM185 185H183V186H185ZM188 185V184H187ZM187 185L185 186V187H187ZM194 184L192 183V185L191 186H193ZM207 185H208V182H207ZM246 185V186H247ZM34 186V185H33ZM56 186V185H55ZM63 186H64V184H63ZM73 186V185H72ZM104 186V185H103ZM103 186H101V187H103ZM122 186H124V185H122ZM145 187H143V188H146L147 190H148V186L146 187V185H144ZM154 186V185H153ZM158 186V185H157ZM159 186V187H160ZM180 186V188L179 189H181V184L179 185ZM178 186V187H179ZM195 186V185H194ZM194 186L192 187V188H194ZM226 186V185H225ZM260 186H261V183H258V182H256V186H254L252 189L254 190V197L260 202V199H262V201L264 202V192H263V190H261V188H260ZM15 187V186H14ZM13 187V188H14ZM35 187H36V185H35ZM61 187V186H60ZM93 187H95V186H93ZM98 187H99V185H98ZM105 187V186H104ZM103 187V193H104V189H106V188H104ZM107 187H108V185H107ZM119 187V186H118ZM129 187V186H128ZM131 187V186H130ZM150 187V186H149ZM170 187V186H169ZM172 187V186H171ZM178 187H177V189H178ZM12 188V187H11ZM27 188V187H26ZM36 188H38V187H36ZM71 188H73V187H71ZM82 188H83V186H82ZM90 188H91V186H90ZM100 188V187H99ZM114 191L116 190V186H112L111 187ZM123 188H125V186L123 187ZM123 188H121V189H123ZM136 188H138V186L136 187ZM135 188V189H136ZM141 188V187H140ZM143 188H141V189H143ZM158 188V187H157ZM161 188V187H160ZM162 188H163V186H162ZM160 189V190H163V189ZM166 188V187H165ZM164 188V189H165ZM184 187H182V189H183ZM190 188V187H189ZM23 189V188H22ZM28 189H32V187H29ZM39 189V188H38ZM61 190H62V188H60ZM96 189H97V187H96ZM96 189H94V190H96ZM100 189H102V188H100ZM109 189H110V187H109ZM118 190H120L119 188H117ZM127 189V188H126ZM126 189H123V190H125L126 191ZM168 189V188H167ZM177 189H176V187H175V190H176V192H179V189H178V191H177ZM181 189V190H182ZM188 189V188H187ZM42 189L40 188V190H37L36 189V191H38V192H36V191H33V193L34 192H36V193H38V194H40V193H43V192H39V191H41ZM60 190V191H61ZM90 190H93V189H90ZM113 190H112V192H113ZM129 190V189H128ZM131 190H133V191H130V192H132V194L134 195V196H137V197H139L140 198V196L143 198L144 196H146V192H142V194H138V193H140V190H139V192H136L135 190H134V187L132 186V189ZM143 190H145V189H143ZM172 190V189H171ZM180 190V191H181ZM190 190V189H189ZM193 190V192L196 194V190L195 189H192ZM226 190V189H225ZM43 191V190H42ZM54 191V190H53ZM65 191H66V189H65ZM99 191V190H98ZM108 192V191H110V190H105V192ZM117 191V190H116ZM122 191V190H121ZM142 191V190H141ZM146 191V190H145ZM166 191V190H165ZM184 191L186 192V191H188V190H186V189H184ZM213 191V190H212ZM74 192V191H73ZM85 192V191H84ZM87 192H88V190H87ZM86 192V193H87ZM92 192V191H91ZM94 192V194H95V191H93ZM111 192V191H110ZM123 192V191H122ZM148 192V191H147ZM171 192V191H170ZM182 192V191H181ZM185 192H184V194H185ZM202 192V191H201ZM204 192L205 193H209V191H205V189H204ZM222 192V191H221ZM86 193H85V196H86ZM88 193H90V192H88ZM87 193V194H88ZM161 193V192H160ZM171 193H173V191L171 192ZM187 193V192H186ZM205 193H200L199 192V195L200 194H205ZM213 193V192H212ZM211 193V194H212ZM26 194V193H25ZM25 194H23L22 196H24ZM31 194V193H30ZM51 193H50V191H49V193L47 194V195H50ZM90 194H92V193H90ZM109 195L107 196V200L106 201H108L109 203H110V205L112 206V210L110 211V213H106L104 210H103V207L101 208L100 207V215L99 214H97L96 215V219H98V218H100L101 220H103V213H104V218H105V220L104 221H101V222H97V220L95 221L94 220V222L92 221V224H94V226H92V227H94V228H97V229H104V232H107V230H113V232H111L109 235H108V237L106 238V239H109V238H113V237H115L116 236V234L115 233H117L118 234V232H122V233H125V231L123 232L122 230H120V229H122V228H120L122 225H124V226H126L127 228H129V230H128V232H126V233H128L129 235H130V237H131V235L133 234V233H135L136 231H134L133 229H132V227L130 226L129 227V224H126V223H128L129 221L131 222V218H129L130 216H124V214H123V212L126 214V209L125 208H121L122 206H120V200L122 199V197H118L119 195H120V192H113L112 193V195H110V193H108ZM130 194V193H129ZM129 194H124L123 195V193L121 194V195H123V196H128ZM174 194H175V191H174ZM181 194V193H180ZM183 193H182V195H184ZM189 194H192V191H191V193H189ZM198 194V193H197ZM214 194V193H213ZM222 194V193H221ZM226 194V193H225ZM224 194V195H225ZM16 195V194H15ZM59 195V194H58ZM96 195V194H95ZM99 195V194H98ZM105 195H106V193H105ZM131 195V194H130ZM133 195H131V197L133 196ZM179 195V194H178ZM60 196V195H59ZM91 196V195H90ZM100 196V195H99ZM149 196H150V194H149ZM157 196V195H156ZM186 196H188V195H186ZM193 196V195H192ZM201 196V195H200ZM199 196V197H200ZM222 196H223V194H222ZM222 196H220V197H222ZM17 197V196H16ZM93 197V196H92ZM136 197V198H137ZM160 197V196H159ZM189 197H191V195L189 196ZM194 197V196H193ZM209 197V196H208ZM206 198V199H211V197H209V198ZM29 199L30 198V200H27V199ZM25 197V200H27L28 202H30L31 201V199L32 198H38L40 201H41V203H48L49 205L48 206H43V207H38L39 206V204L38 203H36V202H34V203H36L37 205H33L32 206V209H34V211H33V214L35 215V214H37L39 211H41V215L38 217L39 218V220L41 219L42 221H45V223H46V227H44V230L43 231H45V234H46V232H49V226L51 225V223H50V221L49 222H47L48 220H47V218H45V214L48 212V211H50L51 210V208H53V207H56V206H60L61 205V200L58 198V197H55V196H53V195H51V197H48V198H46L45 197V199H43V197L41 198V197ZM98 198V197H97ZM104 198V197H103ZM126 199H127V197H125ZM149 198V197H148ZM162 198V197H161ZM160 198V199H161ZM167 198V197H166ZM184 198V197H183ZM192 198V197H191ZM202 198V197H201ZM205 197H203V199H204ZM217 198V197H216ZM215 198V199H216ZM19 199V198H18ZM88 199V198H87ZM115 199H117L119 202H116L115 201ZM125 199V200H126ZM134 199V198H133ZM138 199V198H137ZM136 199V200H137ZM144 199V198H143ZM145 199H146V197H145ZM181 199V198H180ZM187 199H190V198H187ZM186 199V200H187ZM194 199V198H193ZM214 199V201L216 202V200ZM25 200L23 201V202H25ZM83 200V199H82ZM85 200V199H84ZM125 200H124V202H125ZM148 200V199H147ZM197 200V199H196ZM199 200V199H198ZM20 201H22V200H20ZM105 201V202H106ZM140 201H142V200H140ZM150 201V200H149ZM182 201V200H181ZM194 200H191V202H193ZM201 201V200H200ZM205 201V200H204ZM212 201H213V199H212ZM239 201V200H238ZM15 202H17V201H15ZM15 202H14V204H15ZM19 202V201H18ZM28 202H27V204H28ZM79 202H81V201H79ZM99 202V201H98ZM123 202V203H124ZM188 202H190V201H187V203ZM201 202H203V200L201 201ZM12 203V202H11ZM67 203V202H66ZM82 203H83V201H82ZM127 203V202H126ZM136 203V205L137 206H140V204H137V202H135ZM143 203H144V201H142V205H143ZM151 203V202H150ZM196 203V202H195ZM16 204H18V203H16ZM26 204V203H25ZM52 206H51V205ZM77 204V205H76ZM75 204V206H76V208H77V206L79 205V204H81V203H76ZM130 204V203H129ZM158 204V203H157ZM185 204H186V202H185ZM192 204V203H191ZM206 204V203H205ZM212 204V203H211ZM263 203H261V205H262ZM8 205H10V204H8ZM19 205H21L20 204V202H19ZM74 205V204H73ZM107 205V204H106ZM110 205L108 204V206L110 207ZM146 205V204H145ZM11 206V205H10ZM23 206V204L21 205V207ZM129 206V205H128ZM135 206V205H134ZM153 206V205H152ZM163 206V205H162ZM182 206H183V204H182ZM187 206V205H186ZM18 207V206H17ZM20 206H19V209L21 208ZM24 207V206H23ZM70 207V206H69ZM95 207H97V206H95ZM107 207V206H106ZM180 207V206H179ZM218 207V206H217ZM216 207V208H217ZM25 208V207H24ZM80 208V207H79ZM128 208V207H127ZM131 208V207H130ZM139 208V207H138ZM153 208H154V206H153ZM238 208V207H237ZM22 209V208H21ZM95 209V208H94ZM136 209V208H135ZM146 209V208H145ZM239 209V208H238ZM7 210V209H6ZM27 210V209H26ZM25 210V211H26ZM232 210V209H231ZM262 210V209H261ZM5 211V210H4ZM28 211H29V208H28ZM234 211V210H233ZM239 211H242L241 209H239ZM1 212V211H0ZM56 212H58V211H56ZM92 212V211H91ZM98 212V211H97ZM128 212V211H127ZM144 212V211H143ZM207 212V211H206ZM264 212V211H263ZM2 213V212H1ZM20 213V212H19ZM24 213V212H23ZM131 213V212H130ZM133 213V212H132ZM135 213V212H134ZM57 214V216H58V218H59V221H58V226H60L61 228H62V230H63V232H64V238L66 237V235H65V232H67V231H69V230H71L70 228H69V230H67L66 231V224H68L69 222V219H70V217H68L66 214H69L68 212H64V211H62V210H59V212L58 213H56ZM128 214V213H127ZM199 216H196L195 214L193 215V218L192 219H194V218H197V217H199V219H202L203 221H204V216H202V214H201V211H199ZM20 215V214H19ZM31 215V214H30ZM165 215V214H164ZM240 215H245V214H240ZM133 216V215H132ZM140 216V215H139ZM142 216H143V214H142ZM145 216V215H144ZM208 216V215H207ZM21 217V216H20ZM30 217V216H29ZM6 218V217H5ZM24 218V217H23ZM26 218V217H25ZM136 218V217H135ZM134 218V219H135ZM137 218H139V217H137ZM136 218V219H137ZM154 218V217H153ZM168 218V217H167ZM213 218V217H212ZM217 218V217H216ZM2 219V218H1ZM28 219V218H27ZM32 219H33V217H32ZM32 219H30L29 218V220H32ZM133 219V218H132ZM133 219V220H134ZM144 219V218H143ZM146 220H147V222H148V224H147V226L149 227V228H152V221H150L151 220V218H149L148 216L145 218ZM159 219V218H158ZM164 219H166V217H164ZM198 219V218H197ZM21 220V219H20ZM87 220V219H86ZM141 219H139V221H138V219L135 221L136 223L138 222H141L140 221ZM217 220V219H216ZM2 221V220H1ZM9 221V220H8ZM14 221V220H13ZM22 221H23V219H22ZM28 221V220H27ZM36 222H37V220H35ZM89 221H90V219H89ZM144 221V220H143ZM155 221H157V220H155ZM159 221V220H158ZM161 221H163L162 219H161ZM161 221H159V223L161 222ZM164 221H167V220H164ZM163 221V222H164ZM201 221V220H200ZM3 222V221H2ZM25 222V221H24ZM133 222V221H132ZM221 222H222V220H221ZM4 224L5 223H8L7 221L6 222H3ZM22 224H23V222H21ZM20 223V224H21ZM48 223V224H47ZM145 223V222H144ZM156 223V222H155ZM168 223V222H167ZM217 223V222H216ZM17 224V223H16ZM19 223L17 224V225H20ZM28 224V223H27ZM36 225H37V223H35ZM135 224V223H134ZM154 224V223H153ZM161 224V223H160ZM220 224V223H219ZM227 224V223H226ZM25 225V224H24ZM137 225V224H136ZM139 225H141V224H139ZM146 225V224H145ZM157 225V224H156ZM225 225V224H224ZM14 226H16V225H14ZM27 226V225H26ZM31 226V225H30ZM38 226V225H37ZM134 226V225H133ZM161 226V225H160ZM196 226V225H195ZM198 226H200V225H198ZM217 226V225H216ZM21 227H24L23 225L21 226ZM92 227H90V228H92ZM126 227H124V228H126ZM135 227V226H134ZM215 227V226H214ZM218 227H222V225H218ZM218 227H216V228H218ZM19 228H20V226H19ZM19 228H17V226H16V229L18 230ZM28 228V227H27ZM39 228V227H38ZM126 228V229H127ZM139 228V227H138ZM145 228V227H144ZM156 228V227H155ZM197 228V227H196ZM202 228V227H201ZM201 228H199L200 230H201ZM229 228V227H228ZM26 229V228H25ZM33 229V228H32ZM42 229V228H41ZM40 228H39V230H41ZM93 229V228H92ZM117 229V231L118 232H115L114 233V230H116ZM140 229V228H139ZM153 229V228H152ZM152 229H150V230H152ZM157 229V228H156ZM165 229H166V227H165ZM198 228H197V230H199ZM20 230V229H19ZM23 230V229H22ZM27 230V229H26ZM30 230V229H29ZM38 229H37V231H39ZM137 230V229H136ZM146 230V229H145ZM148 231H149V229H147ZM169 230V229H168ZM221 230V229H220ZM219 230V231H220ZM228 230V229H227ZM21 231V230H20ZM28 231V230H27ZM36 231V230H35ZM34 231V232H35ZM85 231V230H84ZM89 231V230H88ZM138 231V230H137ZM140 231V230H139ZM142 231H144V230H142ZM154 231V230H153ZM159 231V230H158ZM24 232H25V230H24ZM29 232V231H28ZM31 232H33V231H31ZM41 232V231H40ZM51 232V231H50ZM94 232V231H93ZM92 232V233H93ZM151 232V231H150ZM212 232V231H211ZM22 233V232H21ZM72 233H73V231H69L68 232V234H69V236H68V238H69V240L68 241H70V239H71V237H73L72 236ZM88 233V232H87ZM95 233H97V232H95ZM94 233V235H96ZM125 233V234H126ZM138 233V232H137ZM142 233V232H141ZM161 232H159V234H160ZM166 233H167V231H166ZM168 233H169V231H168ZM202 233V232H201ZM37 234H39V233H37ZM35 235V237L36 236H38V235ZM44 234V233H43ZM48 234V233H47ZM50 234V233H49ZM62 233L60 232V235H61ZM76 234V233H75ZM99 234H101V233H99ZM98 234V235H99ZM138 234H140V232L138 233ZM138 234L135 236V235H133V237H137L138 236ZM164 233H162V235H163ZM213 234V233H212ZM227 234V233H226ZM40 235L41 234H39V239L41 240V238H40ZM50 235H52V234H50ZM54 235V234H53ZM92 235V234H91ZM153 235V234H152ZM167 235V234H166ZM165 235V236H166ZM169 235V234H168ZM220 235V234H219ZM218 235V236H219ZM26 236V235H25ZM30 236V235H29ZM32 236H34V235H32L31 234V237ZM46 236V235H45ZM56 235H54L53 237H55ZM97 236V235H96ZM100 236V235H99ZM120 236V235H119ZM118 236V237H119ZM127 236V235H126ZM125 236V237H126ZM141 236H142V234H141ZM140 236V237H141ZM144 236V235H143ZM149 236H150V234H149ZM158 236V235H157ZM30 237V238H31ZM41 237H44V236H41ZM62 237V236H61ZM129 237V240L131 239ZM148 237V236H147ZM172 237V236H171ZM225 237V236H224ZM29 238V237H28ZM33 239H34V237H32ZM31 238V239H32ZM38 238V237H37ZM37 238H35V239H37ZM58 238H60V237H58ZM63 238V239H64ZM127 238V237H126ZM157 238V237H156ZM163 238H165V237H163ZM162 238V239H163ZM167 238V237H166ZM226 238V237H225ZM31 239H29V240H31ZM34 239V240H35ZM38 239V240H39ZM43 239V238H42ZM47 239V240H46ZM46 239L44 238V240H46V241H48L49 242V245H47V247H43L42 249L44 250V252H45V254L46 255H44V257H41L39 254H37V255H34V254H28V255H25V256H27V257H29V259H25V258H22V257H24V255H23V252L21 253L22 254V256H21V254H19L21 257H16V253L17 252H19V251H17V248H16V246L15 247H13L12 246V248H10L8 245H5L6 246V248L7 247H9L10 248V250L12 251H4V250H2L3 252H4V256L6 255L7 256V259L6 260H1V261H3V262H1L0 261V264H124L125 263V261H126V257L125 258H121L123 255H124V253L129 249V245H126V243H125V245H121V247L119 246V248L118 249H114L113 248V250L111 251L110 250V252H107L106 250H108V249H106L105 247V249L104 250H100L99 251V253H97L96 255L98 256L95 260H93V257H92V255L89 253V254H86V255H84V256H81V257H79L78 259L73 255V253L72 252H70V251H72V250H70L69 248V246L68 245H64V246H61L60 244H58V242L55 240V239H53L52 238V236H46ZM61 239V238H60ZM60 239H59V242H60ZM62 239V240H63ZM79 239H81V238H79ZM84 239V238H83ZM88 239H89V237H88ZM95 239V238H94ZM133 239V238H132ZM137 239H138V237H137ZM147 239V238H146ZM151 239V238H150ZM153 239H154V236H153ZM160 239V238H159ZM159 239H155V245H151V244H148L149 242H147L146 240H140L141 241V244H143L145 247L143 248L145 251V253H147V252H149L152 256H151V258H149V260L151 259V261H152V263L153 264H173L174 262H172V261H170V259H168L166 256H168V255H166L165 257H161V255H160V252L161 251H168V252H170L171 250H169L168 249V245L170 244L168 241V244H167V242L165 243H163L162 241H159ZM167 239H169V238H167ZM75 240V239H74ZM76 240H78V238L76 239ZM123 240H125V239H123ZM122 240V241H123ZM129 240H127L128 242L127 243H129ZM138 240V241H139ZM148 240V239H147ZM161 240V239H160ZM165 240V239H164ZM186 240V239H185ZM212 240V239H211ZM221 240V239H220ZM11 241V240H10ZM36 241V240H35ZM83 241V240H82ZM85 241V240H84ZM126 241V240H125ZM2 242V241H1ZM0 242V243H1ZM30 242V241H29ZM36 242H39V241H36ZM32 243V242H31ZM42 243H43V241H42ZM41 243V244H42ZM45 243V242H44ZM44 243H43V246H44ZM61 243V242H60ZM110 243V242H109ZM131 243H132V241H131ZM130 243V244H131ZM138 243V242H137ZM38 244V243H37ZM67 244V243H66ZM79 244V243H78ZM90 244H92V243H90ZM180 244H181V242H180ZM1 246L2 245H4L3 243H1L0 244ZM31 245V244H30ZM134 245H135V242H134ZM137 245V244H136ZM139 245V244H138ZM137 245V246H138ZM46 246V245H45ZM110 247H111V245H109ZM131 246V245H130ZM173 246V245H172ZM35 247V246H34ZM139 247V246H138ZM254 247V246H253ZM9 248H7V250L9 249ZM76 248V247H75ZM131 248V247H130ZM137 248V247H136ZM73 249V248H72ZM132 249V248H131ZM138 249H140V248H138ZM247 249V248H246ZM20 250V249H19ZM86 250V249H85ZM130 250V249H129ZM185 250V249H184ZM2 251H0V253L2 252ZM22 251H24V250H22ZM131 251V250H130ZM246 250L244 249V252H245ZM15 252V254L13 255V253ZM25 252V251H24ZM98 252V251H97ZM191 252V251H190ZM244 252L243 253H241V254H236L235 253V255L234 254H231L230 252L228 253H226L225 254V256L223 257L222 255H221V253L222 252H220L218 249L216 250V252L213 254V255H211V257H212V260L211 261H209V263H206V261H207V257L205 256V257H203L202 258V264H219V263H221L222 262V264H257V263H263L264 264V252H262V250H260L259 248H255L254 247V250H253V252L252 253H246L245 252V254H244ZM35 253V252H34ZM127 253V252H126ZM142 253V252H141ZM148 253V254H149ZM261 253V254H260ZM26 254V253H25ZM177 254H178V252H177ZM189 254V253H188ZM195 254V253H194ZM210 254H212V252L210 253ZM91 255V256H90ZM147 255V254H146ZM162 255H163V253H162ZM203 255H207L208 256V254H202L201 256H203ZM259 255V256H258ZM4 256H2V257H4ZM18 256V255H17ZM126 256H127V254H126ZM190 256V255H189ZM192 256V255H191ZM194 256V255H193ZM192 256V257H193ZM2 257H1V259H2ZM183 257V256H182ZM35 259V261L34 260H32V259ZM201 258V257H200ZM38 259V260H37ZM76 259V260H75ZM165 259V260H164ZM188 258H186V260H187ZM46 260V261H45ZM180 260V259H179ZM246 260V261H245ZM148 261V260H147ZM127 262V261H126ZM200 262V261H199ZM180 263V262H179ZM199 264H201V263H199Z\"/></svg>","mask_w":264,"mask_h":264}]
</instances>
